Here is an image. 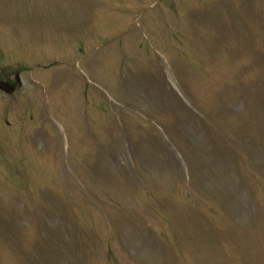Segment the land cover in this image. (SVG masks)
Here are the masks:
<instances>
[{"label": "rangeland", "instance_id": "rangeland-1", "mask_svg": "<svg viewBox=\"0 0 264 264\" xmlns=\"http://www.w3.org/2000/svg\"><path fill=\"white\" fill-rule=\"evenodd\" d=\"M253 1L0 0V45L3 38L8 44L15 45L4 54L0 63L26 61V65L31 66L36 65L33 62L39 52L38 59L41 60L57 54L69 55L63 57L55 80L44 88L46 95L42 93L39 124L31 128L26 126V130H13L14 127L10 126L8 138H0V173L3 174L0 175V264H18L20 258H24L22 264L35 259L41 262L48 257L34 256L39 246L30 243L25 232L17 226L18 212H12L9 218L11 200L23 208L25 205L21 199L34 201L32 196H38L41 204L36 203L32 211L27 203L28 214L24 219L29 222L41 209L43 212L38 218L55 214L60 219L66 210L69 228L73 237L79 240L80 227L71 210L76 197L72 195L66 201L56 178L62 179L64 170L74 173L76 169L83 180L87 174H94L97 178L95 186L100 187L94 190L95 186L88 178L86 187L82 186L80 193L76 194L97 208L98 216H101L104 214L102 200L108 198L109 191L118 199L121 193H127L119 200L120 204L127 206L138 204V199L132 195L141 191L140 184L145 185L144 191L149 194L152 190L157 192V187L166 188L161 195L168 199L172 184L173 188L186 193L190 187L196 188L204 181L205 175L199 172L204 163L202 156L214 160L213 164L224 161L227 163L224 168L232 171L239 180L240 156L247 160L246 156H249L255 161L252 162L255 173L248 179L252 185L256 183L251 193L256 198L258 196L259 202H264V169L261 168L264 159L259 157L260 152L264 153V95L259 97L256 91L262 89L259 81L263 80L264 86V66L261 64L260 70L256 69L257 56L253 52L245 60L243 56L234 59L224 54L215 57L210 63L212 66L208 64L212 49L216 47L213 54L218 55L224 47L233 45V41L239 43L238 33L246 30L251 18L247 12ZM252 25L257 30L255 33L260 31L257 24ZM82 39L90 49L85 54L80 52ZM180 49L187 53V60L189 57L195 63L197 73L185 62L186 57L183 60L178 55ZM254 52L264 57V41ZM166 62L174 67L175 73L182 74L180 82L170 80L173 85H187L193 80L191 87L183 89L184 94L188 97L197 96L200 91L203 94L202 99H195L194 105L203 113L205 121H212L213 128L201 121L196 122L199 129L202 127L201 137L205 138L202 150L183 104L166 90ZM36 75L43 83H49L53 76L51 71ZM26 80L30 81L28 73ZM27 87L28 94H34L31 85L27 84ZM219 89L224 92L226 102L221 101ZM189 104L193 108L190 101ZM124 105L132 107L133 113L139 117L121 107ZM39 110V105H31V112L38 114ZM122 126L134 151V155L132 151L129 154L133 172L125 167L131 176L128 180L120 177L121 169L112 166V160L106 163L109 155H125L123 146L126 140L122 137L120 143ZM133 127L144 128L146 139L135 134ZM174 128L179 129L183 137ZM170 129L174 130L171 136L180 146L190 180L184 181L182 167L166 155V151H171L170 148L166 150V134L169 135ZM222 134H225L224 139L218 138ZM228 137L232 138L231 149L226 145ZM168 180L170 187L166 185ZM69 185L73 188L70 182ZM217 193L223 195L226 190L221 187ZM173 194L178 197L175 201L180 208L169 203L170 210L192 211L195 202L187 195L175 191ZM139 199L142 206L146 202L152 203L146 196ZM166 199L162 200L163 204ZM223 199L226 212L231 213L228 200ZM215 204L213 201L210 207ZM106 208L109 209V204ZM249 208L245 207L247 211ZM78 211L84 225L100 227L99 218L85 206H80ZM137 216L133 212L128 215L130 219ZM217 218L223 228H228V221L222 213ZM231 220H235L238 228L234 233V241L238 243L233 242L229 247L219 242L213 245L203 230L195 235L196 241L208 237L203 248L207 255L205 263L264 264V212H249L244 221L236 219L235 214ZM20 226L24 229L23 223ZM65 227L66 223L62 228ZM151 228L144 230L142 244L137 241L127 244L137 247L139 256L152 264H164L160 252L166 249V241L160 238L154 226ZM179 228L178 225L170 226L169 237L173 238ZM37 231L43 230L38 228ZM104 231L106 237L111 234L107 221ZM10 233L14 235L11 243ZM63 241L58 240L53 248H43L42 251L61 252L70 246ZM85 241L88 244L93 241L102 243L104 239L94 235ZM238 247L243 250L251 247L255 254L249 251L247 257ZM190 259L187 253L184 258H177L175 264H190ZM103 261L98 263L105 264ZM51 264H57V260L52 259ZM111 264H122L117 254Z\"/></svg>", "mask_w": 264, "mask_h": 264}]
</instances>
